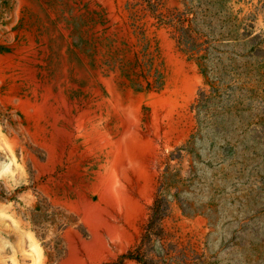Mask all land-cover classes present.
<instances>
[{
	"label": "rangeland",
	"instance_id": "obj_1",
	"mask_svg": "<svg viewBox=\"0 0 264 264\" xmlns=\"http://www.w3.org/2000/svg\"><path fill=\"white\" fill-rule=\"evenodd\" d=\"M0 264H264V0H0Z\"/></svg>",
	"mask_w": 264,
	"mask_h": 264
}]
</instances>
